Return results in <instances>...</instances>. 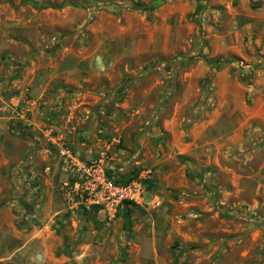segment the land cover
<instances>
[{
	"label": "rangeland",
	"instance_id": "rangeland-1",
	"mask_svg": "<svg viewBox=\"0 0 264 264\" xmlns=\"http://www.w3.org/2000/svg\"><path fill=\"white\" fill-rule=\"evenodd\" d=\"M33 61L69 82L21 95ZM0 98V210L41 218L0 264H264V0H0ZM92 164L160 207L70 201Z\"/></svg>",
	"mask_w": 264,
	"mask_h": 264
},
{
	"label": "crops",
	"instance_id": "crops-1",
	"mask_svg": "<svg viewBox=\"0 0 264 264\" xmlns=\"http://www.w3.org/2000/svg\"><path fill=\"white\" fill-rule=\"evenodd\" d=\"M32 64H33L32 66L33 68L31 71L32 76H30V74H27L26 77H23V80L19 82L20 83L19 88H21V92H22V94L20 93L21 95H24L25 93L29 91L30 92L29 94L33 98L35 97L40 98V99L42 98L44 100L45 97H43V95L45 91L47 90V88L50 87V85L55 84V83H62V81H64L63 83L69 82V77H70L69 74L72 72V69H69L68 66L65 67V65H62V64L54 65V69H49L48 67L37 66L34 61ZM0 102H1L0 103V167H8L9 165L13 164L14 161L11 160L10 158L5 157V153L9 149L5 147L4 144H1L2 142L1 139L4 133H6L5 121H10L11 119L9 118V115L5 111H8L9 108L10 109L12 108L10 103H13V105H16V103L21 102V100L19 98H12L9 103L4 98H0ZM32 103L35 104V101H31V104ZM53 103H55L54 100L49 101L47 104L48 107H50ZM35 116L36 114H33V118L31 121L33 126L31 127V129L34 131H36L37 129L41 130V124L35 120ZM55 123H58V122L56 121ZM20 166L22 167L23 165L21 164ZM2 180L3 179L0 177V184L2 183L1 182ZM6 181L9 184V181L8 180ZM10 192H11V189L10 191H8V190H5V188H2L0 186V201L3 200V198L5 197L10 196ZM13 206L17 207L16 204L9 203V205H7L6 207L7 210H0V234L1 233L11 234L12 231L16 233L17 230L15 226V220L19 217L20 219L25 220L26 226H24V228L18 232H21L25 236V238L27 237V240L29 242L35 241L36 239H38L37 241H39L40 231L38 230H39L41 218L38 216V214L35 215L33 213H28L25 210L24 211L20 210L17 214L18 216H15L13 214V211L16 212V210H12ZM29 231L37 233V235L29 239L31 237L29 235L30 234ZM28 241L27 243H24L25 245L22 248L27 246V244L29 243ZM36 258H38V253L36 254Z\"/></svg>",
	"mask_w": 264,
	"mask_h": 264
},
{
	"label": "built area",
	"instance_id": "built-area-1",
	"mask_svg": "<svg viewBox=\"0 0 264 264\" xmlns=\"http://www.w3.org/2000/svg\"><path fill=\"white\" fill-rule=\"evenodd\" d=\"M62 155H68L64 149H60ZM86 171V183L81 186L79 183L74 184L67 190V197L70 201L74 200V195L86 193L89 203L103 204L114 208L125 202L134 203L141 206H147L152 209L160 207V201L149 193L144 191L140 184L132 183L130 185H116L110 180L100 165L92 164Z\"/></svg>",
	"mask_w": 264,
	"mask_h": 264
},
{
	"label": "trees",
	"instance_id": "trees-1",
	"mask_svg": "<svg viewBox=\"0 0 264 264\" xmlns=\"http://www.w3.org/2000/svg\"><path fill=\"white\" fill-rule=\"evenodd\" d=\"M207 61V63H209V64H219V63H221V58H217V59H207L206 60ZM122 89H124V87H122ZM108 176H109V179L111 178V174L110 173H108ZM118 184H120V183H118ZM130 203H128V202H125V203H123V210H125V213H124V218H125V228H126V230H127V232H129V229H130V216H131V214H132V210L128 207V205H129Z\"/></svg>",
	"mask_w": 264,
	"mask_h": 264
}]
</instances>
